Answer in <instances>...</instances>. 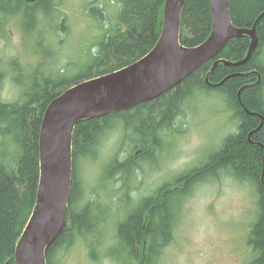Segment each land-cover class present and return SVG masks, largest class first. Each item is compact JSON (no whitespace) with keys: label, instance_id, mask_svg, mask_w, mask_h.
I'll return each instance as SVG.
<instances>
[{"label":"trees","instance_id":"trees-1","mask_svg":"<svg viewBox=\"0 0 264 264\" xmlns=\"http://www.w3.org/2000/svg\"><path fill=\"white\" fill-rule=\"evenodd\" d=\"M118 1L121 8L117 10L115 31L104 40L96 41L94 52L86 50L85 60L71 75L37 78L34 72L23 81L19 80V69L12 66L17 74L14 82L19 87L27 86L28 82V87L17 100L3 102L0 99V131L12 138L16 154L14 168L9 169L0 162V264H14L15 244L34 205L39 172V125L46 105L73 82L117 70L147 53L157 41L164 0ZM228 3L235 26L251 27L257 20V45L249 60L237 66L219 63L209 74V83L205 82L204 77L215 59L236 62L245 56L248 36L231 39L213 60L158 98L76 124L72 134L73 167L66 218L58 237L46 249L47 264H54L58 250L70 245L76 236L89 249L90 261L96 262L98 258L97 246L103 228L99 215L106 207L100 209L98 205L97 208L92 200L81 203L83 193L76 176H79V160L96 157L100 136L113 129L118 121L121 143L135 151L122 159L112 157L103 165L99 176L102 185L94 194L104 192L110 196L107 181L110 183L117 175L126 179L141 170V163L152 162L165 135L178 130L173 124L184 115V105L208 91L221 94L225 109L238 121L236 131L223 137L204 162L179 172L156 187L152 194L131 203L127 192L120 193L115 201L124 213L121 219H114L116 241L114 247L106 251V256L117 264H159L165 248L174 239L184 199L199 183L227 177L237 184L251 186L255 194L256 217L246 235L251 255L247 262L264 264V95L260 84L256 83V73L249 71L256 68L259 51L264 50V0H228ZM59 6L58 0H0V16L17 18L20 29H24L22 33L28 36L34 32L29 30L31 24H36L40 17L55 16L60 12ZM89 8L87 16L102 24L105 20L102 9L94 4ZM180 23L182 45L193 47L201 43L211 28L209 1L186 0ZM37 26L33 28L36 30ZM37 44L42 58L53 61L55 53L42 45L41 37ZM259 72L262 73L260 68ZM2 82L0 69V88ZM192 105L195 107L194 102Z\"/></svg>","mask_w":264,"mask_h":264},{"label":"rangeland","instance_id":"rangeland-1","mask_svg":"<svg viewBox=\"0 0 264 264\" xmlns=\"http://www.w3.org/2000/svg\"><path fill=\"white\" fill-rule=\"evenodd\" d=\"M58 1L60 12H56L55 16L40 17L36 24H31L29 30L34 32L28 36L22 33L24 29H20L17 18L0 16V69L3 78L0 99L3 102L19 99L21 91L24 93L28 87V82L23 87L14 82L17 74L12 66L19 69V80L23 81L34 72L37 78L57 74L69 76L85 60L86 50L94 52L90 47L115 31L117 10L121 8L118 0ZM92 4L104 12L102 24L87 16ZM36 25L35 30L33 27ZM65 32L67 34L63 35ZM40 37L42 45L54 51L53 61L42 58L37 44ZM259 54L264 60V53L259 51ZM206 93L184 105V115L172 123L173 128L178 130L165 135L161 147L154 152L152 162L141 163V170L126 179L117 175L115 180L107 181L105 185L112 194L110 196L104 192L94 194L102 185L99 176L103 165L112 157L122 159L135 151L121 143L122 131L117 120L113 129L100 136L96 157L79 160V176H76L83 193L81 203L92 200L100 209L104 204L108 205L99 215L103 228L97 246L98 258L96 262H91L89 249L76 236L70 245L58 250L54 264H117L106 256V251L114 247L116 241L114 219H121L124 213L123 209H119L121 206L115 201L116 197L127 192L132 203L152 194L156 187L179 172L204 162L207 155L221 144L223 137L236 131L238 121L231 111L225 109L221 94ZM14 146L12 138L0 131V162L9 169L15 166ZM104 191L107 192L106 188ZM255 201L251 186L237 184L231 178L199 183L184 199L174 229V239L165 248L158 263L248 264L251 255L246 235L256 217Z\"/></svg>","mask_w":264,"mask_h":264},{"label":"water","instance_id":"water-1","mask_svg":"<svg viewBox=\"0 0 264 264\" xmlns=\"http://www.w3.org/2000/svg\"><path fill=\"white\" fill-rule=\"evenodd\" d=\"M185 1L165 0L161 35L148 53L119 70L68 87L46 107L39 128L37 193L15 246V264H46V247L63 227L70 196L72 134L80 120L126 110L159 97L213 59L231 38L249 36L245 57L236 62L214 61L205 75L206 83L218 62L237 66L251 57L257 45L255 24L251 28L234 26L227 0H208L212 17L209 36L196 47L182 46L180 14Z\"/></svg>","mask_w":264,"mask_h":264},{"label":"flooded vegetation","instance_id":"flooded-vegetation-1","mask_svg":"<svg viewBox=\"0 0 264 264\" xmlns=\"http://www.w3.org/2000/svg\"><path fill=\"white\" fill-rule=\"evenodd\" d=\"M262 62V59L259 57V62L257 63L258 65L256 66V68H251L249 69V71L254 72L256 73V78H257V81L256 83H259L260 86H261V89H262V92L264 91V65L261 64ZM261 69L262 73L259 72V68ZM263 95H264V92H263Z\"/></svg>","mask_w":264,"mask_h":264}]
</instances>
